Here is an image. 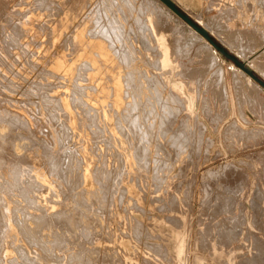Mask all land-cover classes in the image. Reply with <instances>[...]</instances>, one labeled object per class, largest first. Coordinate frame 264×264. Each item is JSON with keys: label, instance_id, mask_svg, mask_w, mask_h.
I'll use <instances>...</instances> for the list:
<instances>
[{"label": "rangeland", "instance_id": "1", "mask_svg": "<svg viewBox=\"0 0 264 264\" xmlns=\"http://www.w3.org/2000/svg\"><path fill=\"white\" fill-rule=\"evenodd\" d=\"M0 1L1 34L14 31L20 15L30 13L25 20L29 23L43 5L42 0H15L16 6L6 13L3 7L8 4ZM133 1L135 5L116 1L119 7L112 15L120 37L124 28L119 24L127 27L128 38L120 46L130 48L119 53L122 66L126 64L121 71L129 73L122 82L130 91L112 100L115 94L109 92L110 101L127 106L108 109L113 113L106 108L102 113L88 111L77 95L79 88L76 93L69 92L70 87L58 88L59 78L40 72L64 52L68 72L75 75L60 80L70 85L87 77L83 66L89 53L98 56L92 45L74 46L78 37L54 42L53 21L47 19L55 13L52 8L43 10L42 21L22 38L30 57L18 48L12 50L16 58L5 54L9 62L0 63V180L11 179L16 167L28 169L26 157L34 151L45 161L60 204L37 217L46 211L49 199L40 203L31 221L23 206L13 212L3 204L1 214L16 224L20 239L27 241L28 227L33 228V242H28L34 245L38 264L40 254L43 264H264V0H175L178 9L197 25L205 24L225 50L201 32L204 38L194 34L172 8L164 20L174 57L166 47L162 61L139 6L156 3ZM99 14L90 15L89 30ZM8 78L16 81L13 90ZM34 80L43 85L51 81L55 87L44 92ZM51 102L58 113L43 107ZM64 106L76 118L74 131ZM82 152L92 165L85 166ZM16 208H24L22 220Z\"/></svg>", "mask_w": 264, "mask_h": 264}, {"label": "bare ground", "instance_id": "2", "mask_svg": "<svg viewBox=\"0 0 264 264\" xmlns=\"http://www.w3.org/2000/svg\"><path fill=\"white\" fill-rule=\"evenodd\" d=\"M14 1L15 0H6L5 1L8 4V5L6 4L7 5L6 8L3 7L4 10L6 11V13L12 7L16 6V5L12 4V3H14ZM34 1L37 2V0H34ZM116 1H118V0H113L112 3L110 2L111 5H108V6L105 5L106 0H72V1H70V0L69 1L68 0H61V1L60 0H42V1H40L39 4H43V5L44 4L45 5L48 4V6H46V7H44L45 5L44 6L42 5V6H39V7L36 6V7H38V10H36V11L34 10V13L31 14L30 18H28V20H30L29 23L27 21H25V20H26V17H28V14H30V13H28L27 16L19 14L20 16H22V19H19L20 20V22H19L20 24H18L16 26L14 31L11 30L12 31L11 32L10 30L9 31L7 30L8 32H5L3 34H1V33L4 31V30H2L3 27H4L3 26L4 24L3 23L1 24V26H3V27H1V31H0V63L4 62L5 64H7V62H9V60H8L9 58H7L5 54L9 55L10 57H14L12 50H14L15 48H18L21 51L20 54H24L23 56L26 55L25 53H28L29 57L32 55L28 51V49L25 47L26 43H24L22 41V38H23V36L26 33H28L35 26L37 21L40 22L41 15H42L41 13H43V10H44V13H45V12H47L48 10H50L52 8V10H54L55 13H53L51 11V14H53V15L48 16L47 19L53 21V30L52 31H53L54 42H57V43L58 42L59 43L66 42L67 43L68 41L71 42L74 37L75 38L78 37V42L76 43V45H74V43H72L74 46L79 47L80 49H82V48L87 49V48H89L92 45L95 48V50L97 51L98 56L95 57V58H92L95 54L89 53V56L91 58H87L85 60V66H83V70L86 71L87 77L81 79L80 81H73V83H71L70 85H67L64 82H61V80H60V79H63V80L66 81L67 78H68V75H70V76L75 75V71L68 72L67 54L64 53V52L61 55L59 54V56H57V58L55 59L54 63L51 66H49L48 68L46 67V65L44 67H41V71L40 72L41 73H47L48 75H50V77H52V76L54 77L55 76V77L59 78L60 84L58 85V88L65 89V88L70 87V91L69 92H71V90H72L74 93H76L77 88H79L80 92H78L77 95L78 96L81 95L79 97H81L80 99L83 100V107L84 106L88 107V111L90 110V112L96 111V113H102L103 112V108H106L107 112L109 111L108 109H110V108L121 109L120 107L125 106L126 103H124L122 106H120L119 105L120 103L112 102L109 99H110V97H111V100H112V97L113 98L116 97V98L123 99V97L125 96L124 94H126V92L130 91L129 84H127V82H125L126 86H127L126 87L125 83L122 82V81H124V79L129 77V73L128 72L124 75L123 72H126V71H121V70H123L126 67V64H125V67L122 66V63H124V62L121 63V61L119 60V53L124 52V51L127 52L130 48L127 47L128 50L126 51V48H124L123 46L122 47L120 46V43H123L125 41L124 37H126L125 35H126L127 27L125 26V24H121V23L119 24V28L121 30L124 28L122 30V35L120 37L119 36L120 34L116 31L117 28H118V23H115V20H114L115 19L114 18L115 15L112 16L113 14L116 13L115 9L117 7H119V5H118L119 3H116ZM173 1L175 2V0H173ZM15 2H19V1L17 0ZM131 2H133L134 5L136 4L133 0H131ZM154 2L156 3L155 6L157 5L156 6L157 8L155 6H153V5H151V4H147L144 7L143 6L144 4L141 3V4H139V6L144 8V10H142V11H145V14H146V19H144L145 23H146V26L150 25L149 26V30L147 31L148 35L152 37L151 40L155 41L157 46H158V48L161 50L162 55H161L160 60L162 61L164 59V57H165V54H166L165 53L166 47H168L169 55L171 57H174V51H173V49L171 47V38L167 34V31H166V27L169 25V23L164 20L165 19L164 13L165 14L167 13V15H169L168 12H170L169 11L170 9L172 10V7L169 4H167L164 0H154ZM0 3H1V1H0ZM29 3H30V1H29ZM147 3H149V2H147ZM32 4H31V6H32ZM35 5H36V3H35ZM159 7L162 8V10L164 12H162L159 9ZM4 10L1 9V11H4ZM12 10H14V9H12ZM28 10H33V9L31 7V9H28ZM87 11H89V13H87ZM24 12H23V14H24ZM96 12H101V14L98 15L97 22L94 21V19L96 18V16H95V18L93 19L94 23H92L91 30H89L90 28H88V26L91 25L90 21H92V17H93L94 14H96ZM0 13H2V12H0ZM18 13L19 12H17L16 14H18ZM9 14H10V12H9ZM13 14H15V13H13ZM176 15H177L178 19H180V21L182 23H185L186 25H188L191 28V30H192V32L194 34H196L197 36H199L201 38H204L203 35H205V34L203 32L198 30L193 25H192L193 26L192 27L189 24V22L185 19L187 21L186 22L183 19V17L180 16L178 13H176ZM110 16H112L113 20H108V19L106 20V17H110ZM8 17H10V16L8 15ZM11 17H12V15H11ZM18 18H20V17H18ZM4 19H7V18H4ZM9 22L11 23V26H10L11 28L10 29H12L13 28V26H12V22L13 21L11 22V19H10ZM6 25H7V23H6ZM40 25H44V23L40 24ZM40 25L37 24L36 26H38V28L39 27H43V26H40ZM44 26L46 27L47 25H44ZM45 27H43V29H45ZM204 28L206 30L208 29V27H206L205 24H204ZM4 29H7V28H4ZM40 29H42V28H40ZM49 30H51V29H49ZM49 33H51V32H49ZM101 34H102V36L100 37ZM88 35H89V37H87ZM79 36H81V37H79ZM126 38H128V37H126ZM206 41L209 43V45H211L214 48V46L208 40H206ZM211 46H208V47H210L208 49H210L209 51H211L212 55L215 56L216 55V54H214V52H215L214 49L215 48L213 49ZM208 49H207V46H206V50H208ZM19 52H17V53H19ZM207 54H209V53H207ZM128 55H130V54H128ZM212 55H209V56L208 55H200V53H199V57H204V58H208V57H210ZM206 56H208V57H206ZM214 56H213V58H214ZM14 58H16V57H14ZM11 59H13V58H11ZM205 60H207V59H205ZM216 60H217V58L214 61H216ZM30 62L33 65L35 61L30 59ZM249 65H251V64H249ZM256 66H258V65H256ZM7 68H9V67H7ZM242 68L245 69V67H242ZM96 69H97V71H96ZM12 70H11V72H12ZM263 70H261V72ZM240 71L244 72L242 69H240ZM240 71L238 73H240ZM1 72H3V71H1ZM27 73H29V72H27ZM221 73H223V72H221ZM41 75L39 77H42ZM100 75H102V78H100ZM7 76L8 75H6V77ZM222 76L220 74V77H222ZM4 79H5V75H4ZM25 79H27V78H25ZM256 79L258 80V78H256ZM9 80H11V79L8 78V81ZM221 81H223V83H221V87H222V85L224 87L225 79L224 80L223 79L220 80V82ZM252 81H255V80H252ZM11 82H10L11 86L9 85V87L11 88V90H13V87H16L17 84H15L16 81H15V83H13V82L11 83ZM49 82L50 83L47 82L48 84L45 83L43 85V84H41L42 82H40V84H39L38 81H37V84H39V85L36 86V87L40 88L41 90L43 89L44 92H46V90L49 89V88H52V90H53V87H55V86H51L52 83H51V81H49ZM2 83L4 84V82H2ZM32 83H31V85L33 86ZM34 83L36 84L35 80H34ZM251 83H252V85L254 84L253 82H251ZM256 83L259 85L258 82H256ZM253 86H257V85H253ZM137 88H139V87L137 86ZM28 89H29V87L27 88V90ZM35 89H37V88H35ZM224 89H226V88H224ZM259 89H261V88H259ZM24 91H25V89H24ZM49 91H48V93H49ZM110 91L111 92L113 91L115 96H111L110 95V97H109V92ZM114 94H112V95H114ZM43 95H44V93H43ZM51 97H52V95H51ZM54 97H56V96H54ZM36 102H37V100H36ZM44 103H46V102H44ZM63 103H65V101ZM60 104H61V101H60ZM58 106H60V105H58ZM61 106H62V104H61ZM43 107H46V109L50 110V112L52 114H53V112L55 110L57 111L59 109V107H58V109L56 108L57 106H52V102L50 104L47 103V105L44 104ZM64 108L66 109V111L65 110H61V111L62 112L65 111V112L70 114L71 123L69 125V129L74 131L75 125L77 126L76 118L73 116L74 115L73 112H71L70 110H67V108L65 106H64ZM7 110H10V109H7ZM7 110L5 112H7ZM110 111H109L110 113H113L112 109ZM57 113H58V111H57ZM31 114H32V112H31ZM104 114L106 115V112ZM35 116H36V114H35ZM59 119L61 120V118H59ZM82 120H83V117H82ZM36 121H37V119H36ZM36 121H34V123ZM64 121H66V119H64ZM28 123H30V121ZM37 123H38V121H37ZM37 123H35V125ZM37 126H40V125H37ZM42 129H44V128H42ZM1 133H2V131H1ZM2 136H3V134H2ZM44 136H42V137H44ZM48 137H46V138H48ZM45 141H46V139H45ZM48 143H50V142H48ZM84 146H85V150H86V147H88V142H86ZM142 151H143V149H142ZM137 152H139V151H137ZM81 155H83V157H84L83 161L86 164L85 166L92 165L91 164L92 163V159L86 157V153L85 152L84 153L82 152ZM26 161H27V164L29 165L28 169H21L19 167H16L15 169H13L12 178L11 179L3 178V179L0 180V208H1V206L3 204H5L9 208L13 207V212H14V208L16 206H23L24 208H26L27 210L30 211V213H28L27 211H25V212L28 213L27 214L28 221H31L30 217H34L35 218L36 215H34L33 213H34V211H36V208L38 207V205L40 203L43 204V203L47 202L48 199H49V203L46 205V206H48L46 211L45 210L39 211L40 215L37 216V217H40L41 215L43 217V213H45V212L54 211L55 209H57V207L59 206L60 202L57 201L58 199L54 198V196H56L55 195V185H54V181L51 178H49V176H48L49 172H48L47 168L45 167V161L40 156H38V154H36L34 151H30L28 153V155L26 157ZM120 174H122V172ZM84 176L86 178L89 175L87 173H84ZM24 208H23V210H21V208H20V211H24ZM20 211H18L17 208H16V213L18 215V218H19V216L22 217V214H24L23 212H20ZM61 212H63V210ZM55 213H57V212H55ZM13 216H15V215H13ZM15 218H17V217L15 216ZM20 220H22V219H20ZM15 221H16V219H15ZM61 224H63V223H61ZM25 225H27V224H25ZM19 226L22 227L21 225H19ZM49 228H50V226H49ZM31 229H33V228L31 227ZM31 229H29V227H28V231H27L28 235H26V236H28L29 239L27 241L23 240V239H20L19 236H18V228H17L16 224L13 223L8 218L4 217L1 214V209H0V264H38L35 261V259H34V254H35L34 245L32 243H30V242H33V237L32 236L34 234V233H32L33 231ZM42 229H43V227H42ZM34 230L36 231V228H34ZM21 232H23V231H21ZM28 241H30V242H28ZM46 248H49V244L46 245ZM41 251H42V249H41ZM43 261H44V257L40 254V256H39V264H43Z\"/></svg>", "mask_w": 264, "mask_h": 264}, {"label": "water", "instance_id": "3", "mask_svg": "<svg viewBox=\"0 0 264 264\" xmlns=\"http://www.w3.org/2000/svg\"><path fill=\"white\" fill-rule=\"evenodd\" d=\"M167 4H169L174 10H176L181 16H183L186 20H188L193 26H195L198 30H200L201 32H203L214 44H216V46H218L220 49L225 50L223 46L218 45L210 36V34L208 33V31L202 27L197 25L186 13H183L182 11H180L178 9V7L176 6V4L174 3L173 0H164Z\"/></svg>", "mask_w": 264, "mask_h": 264}]
</instances>
